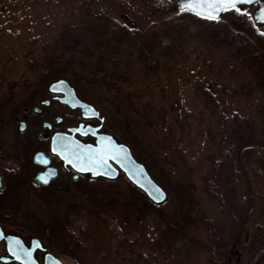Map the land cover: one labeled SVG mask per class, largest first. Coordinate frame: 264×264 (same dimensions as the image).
Wrapping results in <instances>:
<instances>
[{
    "label": "rangeland",
    "instance_id": "rangeland-1",
    "mask_svg": "<svg viewBox=\"0 0 264 264\" xmlns=\"http://www.w3.org/2000/svg\"><path fill=\"white\" fill-rule=\"evenodd\" d=\"M73 1L0 0V150L11 139L10 147L16 151L19 140L17 120L7 125L5 114L11 109L1 105L4 107L5 101L15 94L24 98L36 91L25 107L31 108L50 83L63 78L55 74L37 83L33 76L44 71L41 67L30 69L33 57L29 58V50L35 42H51L56 26L72 18ZM93 1L97 10L137 32L148 34L152 24L160 22L136 14L119 0ZM242 8L254 20L258 7ZM220 20L264 53V35L260 34L264 25H244L226 14ZM160 46L146 55L141 48H132L127 52L131 55L124 57L122 77L115 88H110L108 78L103 82L101 76L91 78L95 84L87 86L92 95L84 97L118 121L110 120L118 137L125 139L118 131L119 123L125 132L126 125L130 128L128 134L137 138L135 151L168 193V202L161 206V215L153 210L141 213L134 192L123 180L114 187L90 185L92 192L88 194L92 199L88 197L87 202L76 205L65 202L60 210L61 216L66 217L62 229V245L68 252L62 259L66 264H212L213 227H218L217 232L225 239L234 232L233 220L204 193V179L212 158L219 154L221 130L229 128L236 117L257 118V110L264 105V93L250 91V87L257 88L255 78L228 45L213 47L198 38L184 43L179 50H174V46L169 47L171 50H158L166 48ZM70 79L66 76L65 80ZM237 91L241 94L235 95ZM247 144H252L255 152L251 165L238 159L232 177L238 202L245 205L235 238L236 264L246 258L242 252L252 226L264 217V141ZM107 188L114 191L109 198L105 194ZM101 194L106 196H98ZM68 205H72L70 210ZM31 211H42V206L31 205ZM45 211L48 212L47 206ZM169 223L186 233L187 247L170 239Z\"/></svg>",
    "mask_w": 264,
    "mask_h": 264
},
{
    "label": "trees",
    "instance_id": "trees-1",
    "mask_svg": "<svg viewBox=\"0 0 264 264\" xmlns=\"http://www.w3.org/2000/svg\"><path fill=\"white\" fill-rule=\"evenodd\" d=\"M119 1L136 14L160 22L153 23L148 34L140 32L141 30L137 32L136 29L119 23L109 14L97 10L93 0H75L70 6L72 18L69 21L63 20L56 26V33L51 42L46 43L43 40L35 42V47L29 50V58L33 57L30 59V69L41 67L44 71V74L33 76L34 80L41 83L43 81L41 79L55 74L63 75L61 79L71 76L69 82L75 85L79 92L81 91L83 97L92 95L89 90H92L90 87L95 82L91 83V78L101 76L99 77L101 82L108 78L110 88H115L122 77L120 69L124 57L131 55L127 52L132 48L138 50L141 48L146 55L150 50L161 47L160 45L166 48L158 50H171L170 46H174V50H179L184 43L199 38L213 47L220 43L228 45L229 50L239 57L240 63L246 66L255 78L257 88L250 87V91L264 93V53L250 45L244 35L231 32L226 22L181 12L178 0ZM225 14L244 25L254 24L248 16L233 11H227ZM35 92L27 93L24 98L15 94L5 101L4 107L1 105L3 109H11L7 113L8 110H5L7 125L16 123L18 114L22 113L21 109L23 108L22 111L26 109ZM240 94L241 91L235 93ZM8 102L9 106L6 105ZM257 111L260 113L257 118L247 117L240 120L236 117L229 128L221 130L219 154L212 158L211 169L204 179V193L219 203L222 211L233 220L234 226V232L230 233L227 239L223 234L220 236V232H217L218 227H213L210 234L214 243L210 248L212 264H236L233 260L234 250L237 248L234 246L235 238L243 222L245 205L238 202L237 189L232 177L238 159L245 165H251L250 159L255 152L253 145L247 143L264 141V105ZM109 119L118 122L115 118ZM117 128L125 137L123 141L131 146L136 157L143 162L139 157L141 155L135 151L136 136L128 134L131 133L130 128L126 125L128 131L125 132V127L123 128L120 123ZM130 188L134 192L137 207L142 209L141 213L153 210L154 213L162 214L161 207L151 205L142 194ZM210 226H213L212 223ZM168 229L171 240L175 243L181 242L187 247L184 241L187 238L186 233L178 231L179 228L171 223ZM248 240L242 252V256L246 258L240 264H264V217L261 222H256L252 226ZM63 253L66 254L64 251Z\"/></svg>",
    "mask_w": 264,
    "mask_h": 264
},
{
    "label": "flooded vegetation",
    "instance_id": "flooded-vegetation-1",
    "mask_svg": "<svg viewBox=\"0 0 264 264\" xmlns=\"http://www.w3.org/2000/svg\"><path fill=\"white\" fill-rule=\"evenodd\" d=\"M45 91L31 108L25 109L17 118L19 140L15 143L16 151L10 147L11 139L9 144L0 150V233L3 234L0 258L8 257L5 237L12 236L19 239L27 250L31 248L32 241H39L43 250L48 251L44 253L37 250L35 258L39 264H44L47 254L61 260L63 255H68L66 247L62 245L63 221L66 218L61 216L62 204L71 202L76 205L83 200L87 202L92 192L90 185L114 187L123 180L94 179L89 174L76 171L72 166L65 164L59 155L54 154L51 144L55 138H74L83 146L91 148L105 136H112L119 144L123 142L116 138L109 117L100 111L97 105L83 98L77 89L79 100L92 105L99 112L98 118L85 110L81 111L83 116L62 112L64 106L73 109L72 102L67 101L62 94L50 93L48 88ZM8 138L10 137H7V140ZM58 144H61V141ZM69 153L72 152L65 151L62 155ZM45 160L47 164L44 163ZM51 170H54V175L49 176ZM42 175L48 177L47 184L37 179ZM107 190V196H98L109 198L111 193L114 194V191L109 192L108 188ZM92 198L93 196L89 197V200ZM38 204L42 206V211H31V205L35 207ZM45 206L48 212H44ZM71 206L68 205L67 208L70 210Z\"/></svg>",
    "mask_w": 264,
    "mask_h": 264
},
{
    "label": "water",
    "instance_id": "water-1",
    "mask_svg": "<svg viewBox=\"0 0 264 264\" xmlns=\"http://www.w3.org/2000/svg\"><path fill=\"white\" fill-rule=\"evenodd\" d=\"M185 4V0L179 1V8L181 11H188L193 14H196L197 11H200L199 8H193L189 10L187 7L182 6ZM264 6V2L259 5V8ZM243 7V6H241ZM244 7H251V6H244ZM224 12L220 13V18ZM197 15V14H196ZM260 15L259 9L257 10L255 17ZM203 17V15H200ZM257 23L261 24L260 22L256 21ZM60 81H63V84H60ZM57 88V91H53V87ZM49 92L53 94H62L66 97V100L72 102L73 109H67L65 106L62 107V112H67L70 114H78L83 116L81 111H87L88 113L92 114L93 117H99V112L91 105L83 103L79 100L76 95V91L73 87L70 86L68 82L65 80H59L51 84L49 87ZM65 105V102L62 101ZM92 118V117H90ZM21 130V129H20ZM22 131V130H21ZM68 140V139H67ZM71 143L65 141L61 142L67 146V151H71L67 155H59L61 160L72 166L76 171L82 174H89L92 178L98 179L103 178L109 181H116L119 179L120 175L123 174L125 179L134 186L137 190L141 191L148 200L154 204L155 206H163L165 203L168 202V194L167 192L152 178L151 174L149 173L147 167L139 162L135 156L131 148L125 144H119L112 136H105L103 139H99L97 145L95 147H90L93 153L99 152L102 148L105 149L108 153L106 163L103 167H100L98 164L91 163L87 157L89 155L88 151H77L89 148V146H83L80 142L76 141L74 138L71 139ZM60 140L55 138L51 145V150L54 145H59L58 142ZM64 141V140H63ZM70 142V141H69ZM59 150V147H58ZM77 154L80 155V158H77ZM81 168L83 170H81ZM159 190V191H157ZM163 194L162 197L160 194ZM153 196L160 197L159 202L153 199ZM2 234V233H0ZM3 240L0 239V242ZM16 241L19 239L8 236L5 237L6 243V251L8 257H1L0 261L2 264H26L28 257L25 256V250L31 253L32 261L34 264H39V262L35 258V254L37 250H41L44 253H48V251L43 250L41 244L40 247L37 248L35 241H32L31 248L25 249V247L21 244L19 246L16 245ZM10 248L12 250H10ZM17 254L19 258H17ZM44 264H66L62 260L55 258L52 255L47 254L44 260Z\"/></svg>",
    "mask_w": 264,
    "mask_h": 264
},
{
    "label": "snow or ice",
    "instance_id": "snow-or-ice-1",
    "mask_svg": "<svg viewBox=\"0 0 264 264\" xmlns=\"http://www.w3.org/2000/svg\"><path fill=\"white\" fill-rule=\"evenodd\" d=\"M261 3L262 0H185V4L182 6L187 7L189 10H192L193 8H199L200 11L196 12L198 16L203 15V18L219 20L220 13L227 11H233L243 16H250V13L244 10L241 6L260 5ZM259 11L260 15L256 16L255 20L264 25V6L260 7ZM260 34L264 35V32H261ZM60 84H63V81H60ZM52 90L57 91V88L54 86ZM52 151L57 155H62L65 151H67V146L62 143L59 145H54ZM88 153L89 155L85 158L88 159L91 163L98 164L100 167H103L105 165L108 155L105 149L102 148L99 152L93 153L89 146ZM77 158H80L79 154H77ZM44 163L47 164V161L45 160ZM81 170L83 169L81 168ZM51 175H54V170H51L49 172V176ZM37 179H39L44 184L48 183L47 176L42 175L37 177ZM162 195L163 194L161 193L160 196L162 197ZM153 199L159 202L160 197L153 196ZM2 238L3 234H0V239ZM15 243L17 246H19L20 244L19 241H16ZM34 243L37 248L40 247L39 241H36ZM10 250L12 249L10 248ZM24 254L28 257L26 264H34V261H32L31 258V253L25 250ZM17 258H19L18 254Z\"/></svg>",
    "mask_w": 264,
    "mask_h": 264
}]
</instances>
